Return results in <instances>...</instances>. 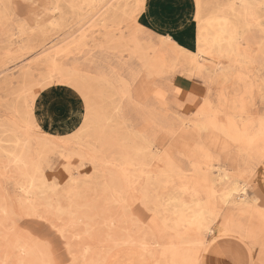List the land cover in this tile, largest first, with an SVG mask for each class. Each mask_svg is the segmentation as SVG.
Listing matches in <instances>:
<instances>
[{"label":"rangeland","instance_id":"obj_1","mask_svg":"<svg viewBox=\"0 0 264 264\" xmlns=\"http://www.w3.org/2000/svg\"><path fill=\"white\" fill-rule=\"evenodd\" d=\"M231 1L0 0V264H264V0Z\"/></svg>","mask_w":264,"mask_h":264},{"label":"bare ground","instance_id":"obj_2","mask_svg":"<svg viewBox=\"0 0 264 264\" xmlns=\"http://www.w3.org/2000/svg\"><path fill=\"white\" fill-rule=\"evenodd\" d=\"M232 1H234V0H232ZM232 1H231V2H232ZM142 2H143V1H142ZM145 3H146V2H145ZM145 3H143V4H145ZM241 3H242V2H241ZM229 4H230V3H229ZM235 6H236V5H235ZM227 8H229V10H230V9H235L236 7L234 8V5H233L232 8H230V7H227ZM237 8H238V7H237ZM240 8L243 10L242 6L239 7V9H240ZM244 8H245V7H244ZM246 8H247V7H246ZM229 10H227L228 13H229ZM237 10H238V9H237ZM237 10H236V11H237ZM220 11H221V10H220ZM230 12H231V11H230ZM234 12H235V11H234ZM234 12H233V13H234ZM237 12H238V11H237ZM244 12H245V11H244ZM219 13H220V12H219ZM228 13H227V14H228ZM233 13H232V14H233ZM238 13H239V12H238ZM240 13H241V12H240ZM224 14H225V13H224ZM235 14H236V13H235ZM242 14H243V13H242ZM217 15H218V14H217ZM244 15H246V14H244ZM244 15H243V16H244ZM210 16H211V15H210ZM234 16H235V15H233V16H231V17H234ZM237 16H238V15H237ZM239 16H240V15H239ZM225 17H226V16H225ZM227 18H228V17H227ZM234 18H235V17H234ZM243 18H244V17H243ZM229 19H230V18H229ZM244 19H245V18H244ZM240 20H241V19H240ZM200 21H201V20H200ZM233 21H234V20H233ZM240 23H241V22H240ZM244 24H245V23H244ZM198 25H199V24H198ZM248 25H249V23H248ZM260 25H261V24H260ZM237 26H238V25H237ZM240 26H241V25H240ZM247 27H249V26H247ZM237 28H238V27H237ZM243 31H244V30H243ZM239 32H240V30H239ZM239 39H240V38H239ZM167 40H168V39H167ZM192 53H193V52H192ZM198 55H199V54H198ZM197 68H198V67H197ZM146 151H147V150H146ZM150 152H151V151H150ZM145 153H146V152H145ZM147 154H148V153H147ZM236 188H237V187L234 185L233 189H236ZM193 216H194V215H193Z\"/></svg>","mask_w":264,"mask_h":264},{"label":"snow or ice","instance_id":"obj_3","mask_svg":"<svg viewBox=\"0 0 264 264\" xmlns=\"http://www.w3.org/2000/svg\"><path fill=\"white\" fill-rule=\"evenodd\" d=\"M53 103H54V106H55V105L61 104V103H62V101L55 100V101H53Z\"/></svg>","mask_w":264,"mask_h":264},{"label":"crops","instance_id":"obj_4","mask_svg":"<svg viewBox=\"0 0 264 264\" xmlns=\"http://www.w3.org/2000/svg\"><path fill=\"white\" fill-rule=\"evenodd\" d=\"M189 91H190V90H189ZM197 98H198V97H196V99L194 100V102L190 103V108H192V106H193L194 104H196V100H197Z\"/></svg>","mask_w":264,"mask_h":264}]
</instances>
